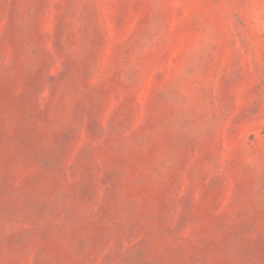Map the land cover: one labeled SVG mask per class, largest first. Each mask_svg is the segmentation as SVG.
<instances>
[{
    "label": "rangeland",
    "instance_id": "1",
    "mask_svg": "<svg viewBox=\"0 0 264 264\" xmlns=\"http://www.w3.org/2000/svg\"><path fill=\"white\" fill-rule=\"evenodd\" d=\"M0 264H264V0H0Z\"/></svg>",
    "mask_w": 264,
    "mask_h": 264
}]
</instances>
